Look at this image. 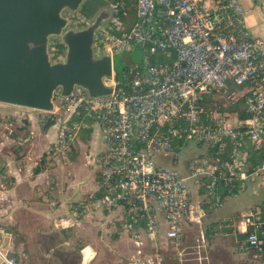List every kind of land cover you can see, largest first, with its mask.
Instances as JSON below:
<instances>
[{"label":"built area","instance_id":"obj_1","mask_svg":"<svg viewBox=\"0 0 264 264\" xmlns=\"http://www.w3.org/2000/svg\"><path fill=\"white\" fill-rule=\"evenodd\" d=\"M130 1L135 19L128 30L118 35L120 22L102 25L94 39L95 54L112 57L113 74L104 78L112 92L58 89L54 110H42L58 121L62 148L88 119L101 131L99 189L74 209L114 214L136 246L125 264H213L211 240L222 230L238 234L240 251L262 255L264 202L238 218H205L224 192L264 179V39L253 35L240 0ZM137 45L156 59L127 63L121 78L114 58ZM191 142L206 151L185 170L156 162L162 153L177 159ZM250 145L262 154L256 163ZM2 248L0 264H21L13 246Z\"/></svg>","mask_w":264,"mask_h":264},{"label":"crops","instance_id":"obj_2","mask_svg":"<svg viewBox=\"0 0 264 264\" xmlns=\"http://www.w3.org/2000/svg\"><path fill=\"white\" fill-rule=\"evenodd\" d=\"M240 1L248 10L247 23L253 35L264 39V0ZM27 109L28 112L18 111L15 114L14 117L22 115L16 127L13 118L10 119L12 134L7 135L4 142H0V231L12 232V235L8 234V240L14 241L15 252L22 259L21 264H59L56 252L67 249L68 238L71 237L67 238L68 234H74L81 240L77 236L78 227L82 224V219L89 218L94 213L100 216V235L104 241L106 239L107 245L103 246L100 242L91 245L81 240L83 243L78 248L82 254L81 264L93 263L103 249L114 252L123 250L125 242L131 246V259L136 253V246L127 233L126 237L121 238L122 230L119 224L114 223V214L100 210L83 213L74 209L75 205L89 201L92 195L97 193L98 168L86 169L89 173L92 170L95 172L94 178L88 177L85 180L86 184L94 183L93 185H77L75 179L79 176L78 163L72 161L74 153L70 158L67 157L58 144V121L54 119V125L45 128L46 123H40L35 113L37 111L43 114L42 110ZM96 130L99 142H102L101 131L95 121H87V127L81 129V133L88 138V153L93 148ZM63 157L66 159L63 160ZM86 171H82V174L87 173ZM249 186L255 193L260 190L264 192L263 177L258 178L256 182H247L244 187ZM240 190L235 194L225 195L224 200L237 196ZM208 209L212 211L205 220L211 221L210 216L215 211L214 208L206 207L207 212ZM240 213L229 217L238 218ZM12 228L14 230L10 231ZM15 228L19 230L20 235L16 233ZM17 236H20L21 242H17ZM88 247L92 249L93 255L85 259L84 250Z\"/></svg>","mask_w":264,"mask_h":264},{"label":"water","instance_id":"obj_3","mask_svg":"<svg viewBox=\"0 0 264 264\" xmlns=\"http://www.w3.org/2000/svg\"><path fill=\"white\" fill-rule=\"evenodd\" d=\"M85 0H0V102L43 111L55 108V92L69 95L76 85L93 97L110 94L105 77L113 74L110 54L98 56L94 39L101 21L67 29L66 8ZM51 36L66 45L65 57L52 60ZM122 58L133 64L127 52Z\"/></svg>","mask_w":264,"mask_h":264},{"label":"rangeland","instance_id":"obj_4","mask_svg":"<svg viewBox=\"0 0 264 264\" xmlns=\"http://www.w3.org/2000/svg\"><path fill=\"white\" fill-rule=\"evenodd\" d=\"M88 0H85L82 5L77 10H71L69 8L64 9L63 16L68 18L69 24L67 26V29H82L87 27L88 25L92 24L97 16L99 15L100 11L106 10L108 13V18L104 22L103 25L108 24H114V22H120L121 30H126L129 28L131 23L134 19V12L129 11L128 15L125 16V19H122L120 15V10L125 8V4L123 1H120V5L116 7V4L108 0L106 3L100 5L98 11L92 16V17H86L81 9L84 6V4ZM50 48L49 51L51 53L52 60H60L65 57L66 53V45L64 47H61V45L64 44L62 38L60 36H51L50 38ZM53 45H56L57 49H52V47H55ZM62 49V50H61ZM61 50V51H60ZM128 54L132 56V59L136 64L139 65H146L149 62V59H156V56L152 55L148 48L137 45L133 48V50L128 51ZM123 55H116L115 56V69L116 73L118 72V75L121 78H124L125 76V67L127 63L122 58ZM28 112L29 110L26 107L22 106H16L13 104H7V103H1L0 102V142H4L7 135H11L13 130L12 126L9 125V121L11 118H13L14 126L16 127L19 120L22 119V115L18 114V117H14L17 112ZM37 114V119H39L40 123H46L49 119L44 113L40 114L39 112H35ZM45 116V117H43ZM25 120V119H24ZM16 129H14V133L16 134ZM87 137L83 135V133L80 132L75 137L74 141L69 145L67 148H63L64 154H67V157L72 156V161L77 162V168L79 169V176L75 179L77 180V185H82L84 187H89L92 184H86L85 180L88 177L94 178L95 172L92 170L90 173L86 171L87 168H98V181H99V169H100V163L101 160L106 155V149L104 142H99L100 139L98 137L97 130L94 132V143L92 142L93 148L88 153V143H87ZM87 144V146L85 145ZM6 150V145H4V152ZM87 151V152H86ZM206 151V147H198L194 143H189L185 148L183 149L182 154L178 156L177 159H173V154H169L168 156L165 155V153H162L156 157V162L159 165L168 166L172 168H178L181 170H185V164H188L195 156H197L199 153H203ZM62 152V151H61ZM62 154V153H61ZM63 155V154H62ZM66 158L63 157V160ZM82 171H86L87 173L82 174ZM93 174V176H92ZM246 186V185H244ZM251 186L244 187L239 191V194L237 196H231L228 197L226 200L223 201L222 204L219 206H216L213 210L215 213H213L212 216H210L211 221H206V224L209 222H216L217 220L225 219L229 216L238 215L241 211L248 207L255 208L262 204L264 201V192L259 191L258 193H255L251 188ZM90 191V190H89ZM261 203V204H260ZM211 209H208L207 215L209 212H211ZM98 213L92 214L91 217L82 219V224L78 227L77 230V236L80 238L83 242L89 243L91 245H94L95 243H101V245H107L106 239L105 241L100 235L101 227L102 225L98 222L99 218ZM217 219V220H215ZM215 220V221H212ZM14 228H12L10 231H13ZM107 230V229H106ZM106 230L104 231V236H106ZM5 231V230H2ZM0 231V244L2 245V249L4 252H7L9 250L10 246L14 247V241L8 240L9 235H12V232H2ZM15 231L17 234L20 235V232L17 228H15ZM74 233V228H73ZM70 238H68L69 243L66 245V250L63 252H56L57 259L59 261V264H81L82 262V254L78 251L79 245H81L83 242L74 234L69 233L68 234ZM8 236V237H7ZM108 236V235H107ZM126 237V233L122 232L121 238ZM18 240L17 242H21L20 236H17ZM238 234H234L233 231H220L217 235H215L212 238L211 241V254H212V260L213 264H264V253L260 256H256L254 252H247L244 253L238 249ZM131 246H128L125 242L123 250H118L117 252L103 249V252L101 254L96 256V260L91 264H125L131 255ZM136 249V248H135ZM108 251V252H107ZM136 254V253H135ZM85 259L90 258L93 255L91 248H86L84 250ZM18 256V254H17ZM18 260L21 261L22 259L20 256H18ZM22 262V261H21Z\"/></svg>","mask_w":264,"mask_h":264},{"label":"trees","instance_id":"obj_5","mask_svg":"<svg viewBox=\"0 0 264 264\" xmlns=\"http://www.w3.org/2000/svg\"><path fill=\"white\" fill-rule=\"evenodd\" d=\"M107 1L108 0H88L84 4V6L82 7L81 11L86 17H92L98 11L100 5L106 3ZM111 1H113L116 4V7H118L120 5V1L124 2L125 8L121 9L120 12H119L120 15L122 16L121 17L122 19H125V16L128 15L130 10L134 12V19H135V4H134L133 1H130V0H111ZM134 19H133V21H134ZM127 30L128 29L119 31L118 35H121L123 32H125ZM64 46H65V44L61 45V47H64ZM210 98H211V96L208 99H210ZM217 99H218V101L220 103H224L225 102L224 98L221 97V96H218ZM230 108L234 109V107H230ZM80 119L81 118H78V117L72 118V120H80ZM87 121H89V119ZM54 123H55V120L49 118L47 120L46 124H45V128L51 127L52 125H54ZM249 148H250V151L252 152L251 159H252L253 163H256L257 161H259L261 159V157H262L261 155L262 154H260L258 151H253V148L251 147V145H250ZM224 195H226V192H224ZM205 206H207V204ZM240 237L242 238L243 235L240 234Z\"/></svg>","mask_w":264,"mask_h":264},{"label":"flooded vegetation","instance_id":"obj_6","mask_svg":"<svg viewBox=\"0 0 264 264\" xmlns=\"http://www.w3.org/2000/svg\"><path fill=\"white\" fill-rule=\"evenodd\" d=\"M97 18H99L100 19V21H101V24H100V27L104 24V22L106 21V19L108 18V13L106 12V10H102V11H100V13H99V15L97 16ZM96 18V19H97ZM94 23V22H93ZM99 27V28H100ZM98 28V29H99Z\"/></svg>","mask_w":264,"mask_h":264},{"label":"bare ground","instance_id":"obj_7","mask_svg":"<svg viewBox=\"0 0 264 264\" xmlns=\"http://www.w3.org/2000/svg\"><path fill=\"white\" fill-rule=\"evenodd\" d=\"M261 191V190H260Z\"/></svg>","mask_w":264,"mask_h":264}]
</instances>
